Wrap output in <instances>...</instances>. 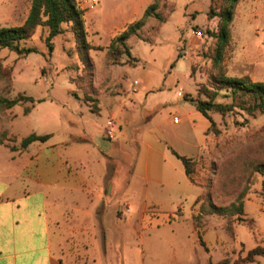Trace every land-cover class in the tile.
<instances>
[{
    "label": "rangeland",
    "instance_id": "obj_1",
    "mask_svg": "<svg viewBox=\"0 0 264 264\" xmlns=\"http://www.w3.org/2000/svg\"><path fill=\"white\" fill-rule=\"evenodd\" d=\"M257 1L239 0L219 66L215 65L219 18L209 15L213 6V14L223 6L220 0H158L155 12L160 19L154 15L145 18L139 32L127 41L130 54L125 50L118 55L115 51L110 53L113 40L110 24L104 25L98 36L87 32V42L94 47L90 51L92 67L81 56L68 24L63 25V34L53 39L52 52L46 45L48 29L44 27H39L33 38L23 44L37 52L18 55L0 49L3 66L0 96L35 100L24 101L12 109H0V143L13 150L17 138L10 135L11 124L16 121L17 133L28 136L43 112L47 129L55 133L54 142L70 144L59 146L62 179H67L69 172L75 181L89 179L93 174L90 181L102 186L103 179H108L110 188L104 186V212L100 210L97 216L91 211L88 216L94 221L96 234L100 233V224L106 232L108 255L98 245L92 250L101 264H218L226 259L235 264L251 249L264 246V174L256 167L264 163V113L249 115L239 108L225 114L209 112L215 125H210L207 146L202 154L192 158L191 167L193 184L201 188L202 194L194 204V194H187L182 200L183 207L177 211L180 203L165 205V210L174 212L160 215L159 226L145 224L142 230V201L139 197L133 201L128 197L132 170L137 163L140 169L141 138L154 122H147L148 117L183 118L189 106L185 96L232 104L230 93L215 91V76L264 82V0ZM25 8L22 6L20 10ZM96 12L91 14L96 16ZM19 21L0 19V28L19 26ZM89 27L85 25L86 31ZM100 91L126 97L137 91L133 97L135 106L128 103L126 124L121 131L117 124L113 127L117 138L112 141L103 138L110 121L108 116L96 113ZM36 99L44 101L42 107L38 106L32 116L24 117L28 108L31 112ZM77 99L92 112L82 114ZM174 129L185 134L192 132L184 119ZM97 146L111 165L110 171L107 165L102 166L107 176L99 181L94 179L91 160L96 157L102 161L105 157L93 153ZM212 204L224 208L243 204V212L233 216L210 214ZM93 241L99 244L101 238L93 237ZM255 264H264V257H258Z\"/></svg>",
    "mask_w": 264,
    "mask_h": 264
},
{
    "label": "crops",
    "instance_id": "obj_2",
    "mask_svg": "<svg viewBox=\"0 0 264 264\" xmlns=\"http://www.w3.org/2000/svg\"><path fill=\"white\" fill-rule=\"evenodd\" d=\"M77 1L85 11V25L90 26L88 34L98 36L103 32L104 25L110 24L112 39L122 34L129 25L142 20L147 9L155 2V0H96L93 4L91 0ZM31 5L32 0H0V19L7 22L17 19L20 20L18 24L21 26L30 14ZM22 6L27 8L21 11ZM92 11H97L95 13L97 20L96 16L91 14ZM136 95L137 91H132L127 97L100 91L96 113L107 115V121H114L121 131V127L126 124L125 112L130 109L128 103L130 101L135 106L133 97ZM145 95L148 96V93ZM36 100L37 103L31 112L27 116H22L30 117L38 106L42 107L44 101ZM78 102L82 114H85V111L92 112L83 101ZM187 104L189 106L185 108L186 114L178 122H175V115L166 119L161 114V119L154 120L153 117L146 119L149 123L154 122L152 126L147 127L145 135L141 138L143 154L140 155V169L137 163L132 170L128 196L132 201L138 197L142 201L140 207L142 230L145 224L150 227L159 226L160 215L174 212L165 210L168 203H176L177 206L180 203L175 210L177 211L183 207L182 200L187 194H194L192 204L202 194L201 188L191 182L183 163L172 152L195 158L202 154L209 140L207 135L209 121L193 104L189 102ZM155 114H159L158 111ZM45 117L41 112L30 135H50L48 141L34 142L23 149L21 141L30 135L23 136L17 133L15 121L10 126V135L17 138L14 149L11 150L4 143H0V155L6 153V156L0 157V264H101L98 262L100 257L95 256L92 250L98 245L100 250L103 249L104 255H108L106 232L100 224V233L96 234L94 221L88 216L91 211L97 216L100 210L104 212L106 196L104 186L108 185L109 189L110 184L106 178L103 179L105 182L103 186L93 184L90 181L93 174L89 179L75 181L69 172L68 178L62 179L63 161L59 146L70 144L54 142L55 133L53 129H47ZM183 119L190 124L191 134L174 129ZM167 128L174 134L173 137H170ZM83 138L84 136L78 142ZM103 138L112 141L106 137V132ZM175 138L178 140L176 145L172 142H175ZM4 142L7 143L6 140ZM93 150L94 154L105 157L102 161L96 160V157L91 160L96 175L94 179L99 181L100 178L107 176L106 173L104 175L102 166L107 165L110 171L111 165H108V157L99 146ZM69 166L72 168L70 164ZM140 184H143V188ZM143 195L145 197L142 198ZM96 236L101 238L99 244L93 241V237Z\"/></svg>",
    "mask_w": 264,
    "mask_h": 264
},
{
    "label": "trees",
    "instance_id": "obj_3",
    "mask_svg": "<svg viewBox=\"0 0 264 264\" xmlns=\"http://www.w3.org/2000/svg\"><path fill=\"white\" fill-rule=\"evenodd\" d=\"M216 0H212L215 2ZM223 3L219 7V11L215 14V8L213 6L209 18H219V30L217 32V56L215 58V65L219 66L222 61V54L224 49L228 45L230 38L229 26L233 21L234 10L239 0H220ZM158 0L147 9L144 19L131 24L127 29L120 35L113 38L109 51L112 54L114 51L118 55L121 50H125L127 54H130V48L127 41L132 35H136L141 27L144 25V20L147 17L154 15L160 19V15L155 12L157 8ZM84 10L80 7L77 0H32L30 14L26 22L21 26L15 27H3L0 28V49H8L18 55H28L33 52H37L34 48H27L23 44L27 43L33 38L36 30L39 27L48 29V35L46 37V45L50 52L53 51V39L63 34V25H70L71 32L74 34L77 41V45L81 51L85 63L92 67V58L90 51L94 49L87 42V31L85 28ZM102 48H96L101 50ZM3 72V66L0 62V76ZM215 91L217 93L226 91L230 93L233 98V103L228 104H217L213 100L205 101L193 99L190 96H185V100L193 104L197 110L207 118L210 125L214 127L215 123L211 118L209 112H217L225 114L228 111L239 108L245 111L249 115H254L256 112L264 113V82H254L249 78H230L225 75L215 76L213 79ZM24 101L35 102L31 97L18 96L14 99H8L0 96V109H12L15 106L23 103ZM30 113L28 108L25 111V115ZM210 126V127H211ZM210 128L207 132L209 135ZM50 139V135L37 136L35 134L23 139L21 147L27 148L34 142H46ZM173 154L183 163L186 174L194 182L191 177V167L193 165V159L186 156H182L175 151ZM258 172L264 174V163L258 164ZM198 201V200H197ZM243 212V204H239L231 207H220L216 205L209 206V213L216 214L219 216H233ZM201 245L204 246V242L200 237ZM258 257H264V246H257L250 251L244 258H239L235 264H253L256 262ZM218 264H230V260L226 259Z\"/></svg>",
    "mask_w": 264,
    "mask_h": 264
},
{
    "label": "built area",
    "instance_id": "obj_4",
    "mask_svg": "<svg viewBox=\"0 0 264 264\" xmlns=\"http://www.w3.org/2000/svg\"><path fill=\"white\" fill-rule=\"evenodd\" d=\"M93 4L96 3V0H93L92 1ZM181 93V91H180ZM181 96H183V94L181 93ZM178 118L176 117L175 118V122H178ZM115 126V123L110 120L107 122V128H106V137L109 139V140H114L116 138V132L113 130V127ZM130 210L127 209V212H129Z\"/></svg>",
    "mask_w": 264,
    "mask_h": 264
}]
</instances>
